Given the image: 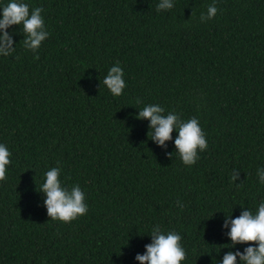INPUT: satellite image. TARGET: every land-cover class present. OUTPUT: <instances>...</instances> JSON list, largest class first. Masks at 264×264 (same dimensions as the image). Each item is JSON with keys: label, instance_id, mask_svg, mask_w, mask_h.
Segmentation results:
<instances>
[{"label": "trees", "instance_id": "obj_1", "mask_svg": "<svg viewBox=\"0 0 264 264\" xmlns=\"http://www.w3.org/2000/svg\"><path fill=\"white\" fill-rule=\"evenodd\" d=\"M22 2L44 9L49 36L33 53L13 25L15 51L0 56V144L11 153L0 264H140L155 226L181 235V264L243 252L226 245L227 215L264 201V0H173L160 12V0ZM117 61L126 87L114 97L102 82ZM149 104L199 120L208 148L196 164L176 153L177 130L163 146L149 138L151 121L137 119ZM53 167L85 194L88 212L71 223L48 215L40 187Z\"/></svg>", "mask_w": 264, "mask_h": 264}, {"label": "clouds", "instance_id": "obj_2", "mask_svg": "<svg viewBox=\"0 0 264 264\" xmlns=\"http://www.w3.org/2000/svg\"><path fill=\"white\" fill-rule=\"evenodd\" d=\"M174 7L173 0H160L157 4V12L170 10ZM2 11L0 18V56L8 57L15 51L13 40L8 33V28L13 25H22V33L26 37L23 46L27 50L35 53L41 43L49 36L45 30L44 19L41 13L42 7H36L29 12V5L22 0H11ZM218 8L215 2L209 5L207 13L201 14V21L207 22L214 19ZM39 59V56H35ZM124 72L120 67V62L111 67L107 76L103 79V85L107 87L114 97L123 95L126 87L123 79ZM137 103H141L137 98ZM165 109L160 105L149 104L142 108L137 119H148L151 121L148 136L159 145H165L166 141L172 138V133L178 131L175 139L177 154L185 166L191 167L199 159V152L208 148L205 133L200 127L199 120L195 117L184 121L178 114L169 112L164 114ZM172 156L173 154H169ZM11 153L4 144H0V181L6 179L8 166L11 164ZM61 168L53 167L45 173V182L40 187L46 194V205L48 215L54 221L61 223H71L73 220L84 216L88 212V206L84 202L85 194L77 184L70 189L62 186L60 180ZM259 183L264 184V168L257 169ZM236 176L232 175L231 180L235 181ZM180 203L179 201L177 202ZM183 207L182 204H180ZM229 233L231 244H226L228 248H234L236 244H248L243 252H229L224 256L222 264H237V259L242 264H264V201L259 203L258 209L253 214L252 211L245 210L242 214L232 219ZM227 227V223L225 224ZM153 242L146 245V254L137 255L136 259L140 264H181L186 259V252L182 247V237L176 231H163L159 226L153 227L151 234ZM252 245H258L252 246ZM220 264V262H219Z\"/></svg>", "mask_w": 264, "mask_h": 264}]
</instances>
